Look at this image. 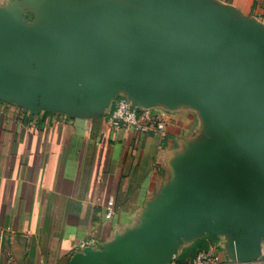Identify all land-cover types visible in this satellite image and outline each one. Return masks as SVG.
<instances>
[{
	"label": "crops",
	"instance_id": "0c3cea01",
	"mask_svg": "<svg viewBox=\"0 0 264 264\" xmlns=\"http://www.w3.org/2000/svg\"><path fill=\"white\" fill-rule=\"evenodd\" d=\"M109 16L204 28L264 53L255 0H0V26L58 32ZM169 116L163 135L114 129L118 101ZM177 86L76 85L0 91V264H69L92 241L100 264H168L209 249L226 264H264V222L236 202L210 208L252 172L264 176V115ZM112 209L108 214V203Z\"/></svg>",
	"mask_w": 264,
	"mask_h": 264
},
{
	"label": "water",
	"instance_id": "95a60500",
	"mask_svg": "<svg viewBox=\"0 0 264 264\" xmlns=\"http://www.w3.org/2000/svg\"><path fill=\"white\" fill-rule=\"evenodd\" d=\"M64 25L58 32L0 26V91L30 94L87 84L112 88L165 83L219 103L225 102L226 93L241 94L264 115V53L247 43L200 27L131 17L75 25L65 16ZM231 112L254 141L264 144V132L239 111ZM224 187L210 208L236 202L243 213L264 222V176L248 172L247 178ZM102 260L100 252L86 247L69 264Z\"/></svg>",
	"mask_w": 264,
	"mask_h": 264
},
{
	"label": "built area",
	"instance_id": "2783aa9c",
	"mask_svg": "<svg viewBox=\"0 0 264 264\" xmlns=\"http://www.w3.org/2000/svg\"><path fill=\"white\" fill-rule=\"evenodd\" d=\"M169 116L164 113H151L143 111L133 105L125 98L118 101L114 111L108 119V123L114 129H132L141 134L163 135ZM112 202L108 203V214L112 209ZM92 241H86L78 245L82 251L86 247H92ZM170 264H226L218 255L210 252L209 249L197 251L191 258L179 260L172 258Z\"/></svg>",
	"mask_w": 264,
	"mask_h": 264
},
{
	"label": "trees",
	"instance_id": "16d2710c",
	"mask_svg": "<svg viewBox=\"0 0 264 264\" xmlns=\"http://www.w3.org/2000/svg\"><path fill=\"white\" fill-rule=\"evenodd\" d=\"M202 249H206V248H204V247L200 246V248H199V249H197V251H199V250H202ZM197 251H196V252H197ZM196 252H195V253H196ZM195 253H194V254H195ZM194 254H193V255H194ZM193 255H192V256H193ZM179 260H184V259H179Z\"/></svg>",
	"mask_w": 264,
	"mask_h": 264
},
{
	"label": "rangeland",
	"instance_id": "374dc122",
	"mask_svg": "<svg viewBox=\"0 0 264 264\" xmlns=\"http://www.w3.org/2000/svg\"><path fill=\"white\" fill-rule=\"evenodd\" d=\"M255 1H257L258 3L264 5V0H255Z\"/></svg>",
	"mask_w": 264,
	"mask_h": 264
}]
</instances>
